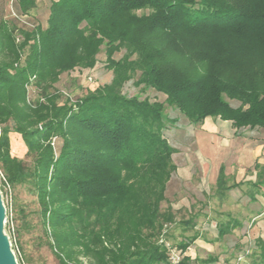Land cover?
Returning a JSON list of instances; mask_svg holds the SVG:
<instances>
[{
    "label": "trees",
    "instance_id": "obj_1",
    "mask_svg": "<svg viewBox=\"0 0 264 264\" xmlns=\"http://www.w3.org/2000/svg\"><path fill=\"white\" fill-rule=\"evenodd\" d=\"M7 3L0 0L2 185H26L37 197L58 264H170L159 244L175 223L172 208L162 210L177 170L166 106L192 125L216 118L237 131L264 129V0H50L46 27L30 28L18 22L37 0H15L14 18ZM103 48L112 82L63 102L61 76L94 68ZM131 80L165 101L128 96ZM11 134L30 165L13 155ZM254 170L252 201L264 187V166ZM238 186H227L222 167L219 196ZM239 227L217 222L218 239ZM197 239L177 248L187 252ZM246 249L248 264H264L263 239Z\"/></svg>",
    "mask_w": 264,
    "mask_h": 264
},
{
    "label": "rangeland",
    "instance_id": "obj_2",
    "mask_svg": "<svg viewBox=\"0 0 264 264\" xmlns=\"http://www.w3.org/2000/svg\"><path fill=\"white\" fill-rule=\"evenodd\" d=\"M37 3V8L30 16L20 17V27H46L50 0H37ZM6 14L9 15L8 18L15 17L8 6L5 8ZM124 54L125 51H122L115 58L121 59ZM97 59L98 62L92 69H76L61 76L56 90L63 95V102L69 100L74 103L88 91L112 82L114 74L107 69L104 48ZM123 91L128 96L139 95L151 101L164 102L166 99L163 94L154 90L142 92L134 85V80L126 83ZM230 103L235 107L239 105L235 101ZM166 115L164 136L176 149L173 162L179 168L178 173L174 172L167 184V203L162 204V210L171 207L175 214V223L165 225L159 237V244L168 252L170 264L172 252H181L183 257L190 256L196 264H248L247 255L240 261L238 258L244 255L246 248V252L249 250L250 253L254 248V241H246L247 246H242L239 242L252 228L253 214L251 216L249 213L246 217L244 210L245 205L251 203L245 196L250 191L249 187L242 184L226 191L224 196H219L215 171L211 172V168L204 171L202 168L203 163L214 159L217 154V145H214L210 137H199V131L203 130L205 124L192 125L178 110L169 106H166ZM11 144L13 155L30 165L31 158L26 156V148L20 137L11 134ZM221 156L220 154L219 160H222ZM0 178H3L1 169ZM232 184L233 181L229 180L228 185ZM0 191L7 210L5 232L19 262L21 259L22 264H58L54 251L47 243L37 197L26 185L11 187L2 185L1 180ZM231 218L242 222L245 227L231 233L234 237L228 235L218 239L216 222H225ZM191 219L194 220V227L187 224ZM193 236L198 239L187 252L177 248L181 241ZM234 246L236 248L231 251ZM80 264H90V260L83 258Z\"/></svg>",
    "mask_w": 264,
    "mask_h": 264
},
{
    "label": "crops",
    "instance_id": "obj_3",
    "mask_svg": "<svg viewBox=\"0 0 264 264\" xmlns=\"http://www.w3.org/2000/svg\"><path fill=\"white\" fill-rule=\"evenodd\" d=\"M203 124L205 126L203 130L199 131V137L201 136V139H204L203 135H207L212 139L214 145H217L216 156L209 162L203 163V170L211 168V172L215 171L217 184L220 170L223 167L227 186H232L233 184H240L241 186L244 184L250 189L245 196L251 203H246L244 210L246 217L249 213L250 215L253 214L251 220L252 228L240 239V244L247 246L245 245L246 241L255 242L258 238L264 240V187L261 190V195H256L254 201L249 196L251 184L258 181L254 166L256 164L264 166V129H242L237 131L233 128L230 121H222L216 118H207ZM220 154L222 155V160H219ZM178 170L179 168L177 167V173ZM229 180L233 181L232 185H228ZM215 227L217 230V222ZM244 227L245 225L242 223L239 230ZM237 229L233 230L232 233H235ZM230 235L234 237V235ZM235 246L231 248V251L236 248Z\"/></svg>",
    "mask_w": 264,
    "mask_h": 264
},
{
    "label": "water",
    "instance_id": "obj_4",
    "mask_svg": "<svg viewBox=\"0 0 264 264\" xmlns=\"http://www.w3.org/2000/svg\"><path fill=\"white\" fill-rule=\"evenodd\" d=\"M6 219L7 210L0 191V264H20L13 252L10 238L5 232Z\"/></svg>",
    "mask_w": 264,
    "mask_h": 264
},
{
    "label": "built area",
    "instance_id": "obj_5",
    "mask_svg": "<svg viewBox=\"0 0 264 264\" xmlns=\"http://www.w3.org/2000/svg\"><path fill=\"white\" fill-rule=\"evenodd\" d=\"M14 2L15 0H8V8L12 11V13L15 15L14 11H13V6H14ZM89 81H92L91 78H89ZM55 142V140H54ZM55 143H53L54 145ZM245 255H242L238 258V261L242 260L244 258ZM183 259V254L181 252H172L171 255H170V261L172 264H179Z\"/></svg>",
    "mask_w": 264,
    "mask_h": 264
}]
</instances>
